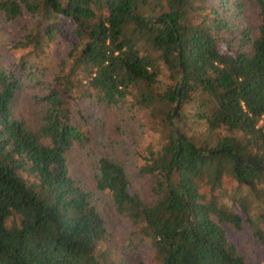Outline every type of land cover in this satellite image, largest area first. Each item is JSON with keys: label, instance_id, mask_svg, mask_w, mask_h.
<instances>
[{"label": "trees", "instance_id": "trees-1", "mask_svg": "<svg viewBox=\"0 0 264 264\" xmlns=\"http://www.w3.org/2000/svg\"><path fill=\"white\" fill-rule=\"evenodd\" d=\"M0 13L35 17L23 55L0 67V264H122L70 167L88 99L131 100L149 127L140 171L153 198L110 156L97 187L158 262L248 264L222 224L247 220L264 247V210L227 199L236 181L264 201V0H0ZM65 26L77 41L50 75Z\"/></svg>", "mask_w": 264, "mask_h": 264}, {"label": "rangeland", "instance_id": "rangeland-1", "mask_svg": "<svg viewBox=\"0 0 264 264\" xmlns=\"http://www.w3.org/2000/svg\"><path fill=\"white\" fill-rule=\"evenodd\" d=\"M34 18L32 14L25 13L8 19L0 13V67L8 68L23 55L25 50L16 44L30 32ZM235 23L234 29L239 31L238 18ZM76 41L68 26L55 31L47 59L50 75L56 74L69 61L68 53ZM129 101L122 102L120 107H109L96 99H88L77 105L81 114L77 112L75 118L88 138L69 152L70 167L105 220L107 237L104 242L112 257L122 264H160L151 241L147 238L141 240V235H134L135 226L119 214L111 194L97 187L99 159L110 156L125 162L133 189L145 199L153 198L150 179L140 171L141 155L150 142L151 132L145 125L142 113L136 107H130ZM227 188L230 189L227 193L230 202L239 205L249 202L253 213L264 210V201L257 199L256 191L251 193L236 181L227 182ZM239 205L235 207L236 211L246 218V212ZM222 225L229 240L237 246L248 264H264V247L247 220L244 219L241 229L230 223Z\"/></svg>", "mask_w": 264, "mask_h": 264}, {"label": "water", "instance_id": "water-1", "mask_svg": "<svg viewBox=\"0 0 264 264\" xmlns=\"http://www.w3.org/2000/svg\"><path fill=\"white\" fill-rule=\"evenodd\" d=\"M176 131L178 133L179 138H183V135H182L180 129L179 128H176Z\"/></svg>", "mask_w": 264, "mask_h": 264}]
</instances>
